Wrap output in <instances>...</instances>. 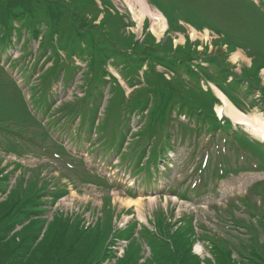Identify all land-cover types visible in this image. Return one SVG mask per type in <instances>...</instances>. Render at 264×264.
<instances>
[{
    "label": "trees",
    "instance_id": "16d2710c",
    "mask_svg": "<svg viewBox=\"0 0 264 264\" xmlns=\"http://www.w3.org/2000/svg\"><path fill=\"white\" fill-rule=\"evenodd\" d=\"M111 2L0 0L1 50L7 52L25 36L23 57H35L28 62L10 59V68L22 62L26 75L40 60L42 65L52 61L40 81L27 88L29 99L12 73L0 64V150L17 157L40 153L48 159L35 165L14 160L3 164L0 156V195L19 169L16 182L0 200V264H264V180L249 189L259 201L250 194L238 196L240 202H231L224 212L216 210L219 223L227 222L239 231L233 232L234 239L201 222L194 223L192 213H184L173 222L169 220L174 216L172 208L155 211L149 220L154 229L133 219L114 230V216L118 219L126 209L116 213L109 195L102 201L103 216L89 228L82 224L80 210L65 213L56 209L52 216L47 214L60 191L62 195L67 192L69 183L111 186L106 176L92 172L83 157L67 149L62 136L78 145L93 141L95 134L93 150L101 148L103 155L119 153L121 164L151 188L160 171L158 162L165 160V152L172 146L174 127L226 132L240 141L241 150L248 152L255 168L264 169V142L240 127L235 129L230 119H220L212 107L218 99L202 83L216 84L242 110L255 105L264 108V82L259 75L264 68V9L253 0H173L166 4L174 12L172 31L185 32L180 20H187L179 13L186 12L195 27H210L218 34L208 49V43H193L188 34L184 45L174 47V32L168 29L160 42L150 32L140 40L127 29L131 24L127 14L109 9L113 8ZM37 40L34 53L29 44ZM225 45L227 52L236 46L250 48L245 51L251 56L250 66L236 72L222 56ZM75 58L85 63L84 69ZM109 65L118 68L132 88L129 94ZM78 69H83L80 80L84 95L53 108L54 81L62 75V82L69 85ZM166 72L171 73L169 78ZM106 94L109 97L100 115ZM135 115L144 119V124L128 138ZM181 115L187 121L181 120ZM53 160L58 161L59 176L67 177L69 183L47 176ZM253 168L250 162L246 169ZM232 170L237 171L219 163L211 168V174L223 177ZM160 175L165 176V172L160 171ZM126 192L135 196L130 188ZM177 194L191 198L185 190ZM233 208L245 216H236ZM118 239L128 242L123 255L115 257L110 247ZM198 241L206 244L209 256L200 257L193 251ZM144 244L150 248L149 256H145Z\"/></svg>",
    "mask_w": 264,
    "mask_h": 264
},
{
    "label": "rangeland",
    "instance_id": "374dc122",
    "mask_svg": "<svg viewBox=\"0 0 264 264\" xmlns=\"http://www.w3.org/2000/svg\"><path fill=\"white\" fill-rule=\"evenodd\" d=\"M111 1L115 8H117L120 12L127 14L128 23L130 24L131 22L127 29L135 33L137 38L140 37V40L144 38L145 32L152 33L156 37V42H160L162 40V37L165 35L167 29L170 32H174L170 29V26L173 23L174 12L168 7L169 3L173 0H146L153 12H161L166 17L167 28H165L163 30L164 32L160 34L157 30L156 32L152 30V20L148 14H144L143 17L140 18L139 15L141 6L138 2H136V0ZM255 1L260 3L259 5L262 9H264V0ZM131 3L134 4V9L130 7ZM179 15L184 16L187 21L183 19L180 20V23H183L185 26V32L177 30L172 34L174 47L178 44L184 45L187 34L188 38L193 43L198 40L205 43V41L209 40V37L212 36V29L210 27L197 28L191 24V15H189V13L180 12ZM101 16L102 15H100V17ZM194 31L196 33H194ZM218 37L219 36H215L213 40ZM24 39L25 36H23L19 42L16 41L15 45L9 48L7 52L2 53L3 58H1L0 64L16 78L19 85L23 88L26 98L28 99L30 93L27 88L29 85L40 81L41 73L45 72L48 66L52 64V61H48L45 65H42L44 61L40 60L37 67H35V70L32 68V70H30L26 75H23V69L20 67L22 66V62L14 66V68H9L8 61L10 59L13 61L23 60L27 62L28 60L33 61L35 59L34 56L32 58L23 57ZM211 42L212 40H210V43ZM37 44L38 42L36 41H32L29 44V47L34 51V53L35 49L38 48ZM236 47H239L240 49H236ZM236 47L234 50L227 52L225 50L226 47L223 46L224 52L222 53V56L225 61H228L229 64L235 66L233 69H235L236 72H240L241 68L250 66L249 62L251 61V56L245 52L250 50V48H246L245 45ZM198 49L202 50V47H199ZM208 49H212V46L209 45ZM236 52H240L242 56H239L237 60H234L232 55ZM75 63L83 66V69L86 66L84 62L77 58H75ZM158 68L162 69V67ZM83 69H80V71L78 69L76 72L77 74L72 76L73 80L69 85H65L64 82H62V75L54 81L53 90L55 99L53 101V108L56 109L60 105L69 101H75L78 96L84 95V90L81 87L83 86L81 84L82 80H80ZM108 69L112 74L119 78L120 82L124 85L127 93L129 94L132 88L126 85L118 68L109 65ZM259 75L262 77V81L264 82L263 69L259 71ZM229 80H231V78ZM202 83L204 89L208 90L210 88L212 90L213 88L215 90V88H217L230 100V98L218 86H215L213 83L207 82L206 80H202ZM214 94L216 95L218 101H216L212 107L214 112L218 115L217 106L222 103V100L217 92ZM233 104L235 105V103ZM235 106L240 109L237 105ZM101 111L102 110L100 109L99 112ZM243 111H246L245 113L247 114H253L264 119V108L259 105L246 107V110ZM144 113H147V110H145ZM219 115L222 119H226L227 117L230 118L235 125V128H237L236 126H239L241 130H244L252 137L258 138L261 141L264 140V138L262 139L260 136L254 135L246 126L234 122L227 114ZM135 116L136 118L130 122L131 130L128 138L131 136V133L138 131L144 124V119H142L139 115ZM180 117L181 120L185 121L183 119V117H186L185 115H181ZM44 121H46V118H44ZM95 138L94 134L92 137L93 141L85 140L84 142H80L78 145L76 140H71L65 136H62L60 140L64 143L67 149L71 151V153L75 154L77 157H83L85 165L92 172L95 171L102 176H106L108 178V182L111 183V185L113 184L114 188H110L111 186H105V184L103 185L101 183L92 184L79 182L75 185L69 183V179L67 177L59 176L60 172L57 167H55L58 164V161L53 160L52 162L54 164L53 166L51 165L48 167L49 171L47 176L55 178L56 180L68 182L69 184L67 185V192L65 194L62 195L60 191V199L59 201L57 200L58 202L56 201V207H50V210L47 212L49 216H52L55 208L63 211L80 210V212H83L84 215H87L90 212L94 216H103L102 210H100L101 203L105 196L109 195L111 196L110 202L112 205H115L118 210L126 209L131 212V214L126 213L121 215L120 223H122V225H125L132 219H137L152 228V225L146 222L148 219L152 221L155 211L160 208L164 211H168L172 208L174 216L169 220L175 222L180 219L184 213H192L195 218L194 221L201 222L209 228L218 231L221 235H226L231 239H234V233L238 234L239 231L232 229L233 227L230 226L231 224H228L227 222L219 223L216 217V210L220 209L221 212H224V209H226L231 202H240L238 196L250 194L254 201H259V197L252 195L249 188L251 184L264 180V169L249 170L241 168L243 166L248 167L250 162L255 165V162L247 159L246 152L240 151L242 149L240 141L233 138L232 135L228 136L226 132L223 133L218 131L213 133L210 131H204L202 128H199L198 130H189L174 127V129H172V133L170 134L172 146L165 152L167 157L165 156V160L162 159V161L160 160L158 162V167L161 172H165V176L160 175L159 171L154 177L156 182L153 188L142 185L141 180H139V176L133 174L130 170H127L125 163L121 164L122 158L119 153L110 151L108 154L103 155L101 148L98 147L97 150L95 149L93 151H89V148H92L94 144ZM33 153L34 152H27L24 156L17 157L12 154H5L0 150V156L3 157V164L7 163L9 160H14L25 165H35L42 160H48L40 153ZM221 156H226V162L230 168L233 169L238 167L239 171L231 172L226 177L219 178L211 176L209 174V168L218 162L221 163ZM142 163L145 164L146 159H144ZM10 168H12V165L7 169ZM81 168H83V166ZM17 173H19V169H16L13 172V175H16ZM13 175L7 180L8 185L6 186V192H3V194L0 195V200L4 199L6 197V193L10 191L11 183L13 182ZM127 187H130L132 191L136 192V196L134 198L137 199L139 208H136L135 205H128L123 202L129 197L126 195ZM170 190H174L176 193H173ZM183 190L188 191L191 198H185V200L180 199L177 193L182 192ZM55 191H58V186L55 187ZM231 211L236 216H245V213L238 208H233ZM140 215L143 218H141ZM89 227V225L85 226V228ZM226 230H228V233L225 232ZM197 244L201 247L202 252V254L200 253L199 255L209 256V253L205 248L206 244L204 245L203 241H198ZM144 247L146 248L145 244ZM195 247L196 246H194V249Z\"/></svg>",
    "mask_w": 264,
    "mask_h": 264
},
{
    "label": "bare ground",
    "instance_id": "6f19581e",
    "mask_svg": "<svg viewBox=\"0 0 264 264\" xmlns=\"http://www.w3.org/2000/svg\"><path fill=\"white\" fill-rule=\"evenodd\" d=\"M136 2H138L141 6L140 15H139L140 18H142L144 14L145 15L148 14L152 20V30L154 32H156L157 30L159 34L164 32L163 30L167 28V24H166V17L163 15V13L158 12V11L153 12L150 9V6L146 0H136ZM132 4L133 3L130 4V7L134 9L133 7L134 4L133 5ZM98 7H100V9L103 8L101 5H98ZM109 9L118 10L117 8L114 7V5H113V8L110 7ZM194 33L196 32L194 31ZM239 56H242V54L240 52H236L232 55V58L234 60H237ZM262 69L264 70V68ZM215 90L222 100V103L219 106H217L218 113L227 114L233 119L234 122L246 126L254 135H258L263 139L264 138V119L256 115L247 114L241 111L233 103H231L230 100L219 89L215 88ZM183 119L187 121L186 117H183ZM89 151H93V148H89ZM16 179L17 178L14 177L13 182L11 183V187L16 182ZM123 202L128 205L129 204L135 205L136 208H139V204L137 202V199L135 198H131V197L126 198ZM67 204H70V203H67ZM140 217L143 218L141 215ZM142 224L146 225L145 223H142ZM195 250L202 254L201 247L199 246V244L196 245Z\"/></svg>",
    "mask_w": 264,
    "mask_h": 264
}]
</instances>
